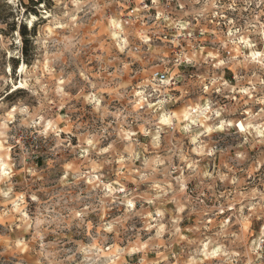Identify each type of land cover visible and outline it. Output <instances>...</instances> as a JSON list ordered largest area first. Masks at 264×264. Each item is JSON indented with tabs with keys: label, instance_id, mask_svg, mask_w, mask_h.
Returning a JSON list of instances; mask_svg holds the SVG:
<instances>
[{
	"label": "clouds",
	"instance_id": "9594fccd",
	"mask_svg": "<svg viewBox=\"0 0 264 264\" xmlns=\"http://www.w3.org/2000/svg\"><path fill=\"white\" fill-rule=\"evenodd\" d=\"M0 264H264V0H0Z\"/></svg>",
	"mask_w": 264,
	"mask_h": 264
}]
</instances>
